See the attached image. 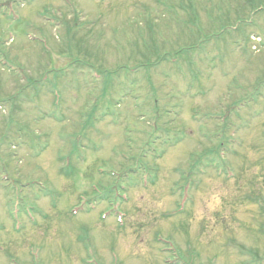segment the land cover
Here are the masks:
<instances>
[{
	"label": "rangeland",
	"instance_id": "1",
	"mask_svg": "<svg viewBox=\"0 0 264 264\" xmlns=\"http://www.w3.org/2000/svg\"><path fill=\"white\" fill-rule=\"evenodd\" d=\"M0 53V264H264V0H0Z\"/></svg>",
	"mask_w": 264,
	"mask_h": 264
},
{
	"label": "bare ground",
	"instance_id": "2",
	"mask_svg": "<svg viewBox=\"0 0 264 264\" xmlns=\"http://www.w3.org/2000/svg\"><path fill=\"white\" fill-rule=\"evenodd\" d=\"M185 211V210H184Z\"/></svg>",
	"mask_w": 264,
	"mask_h": 264
}]
</instances>
